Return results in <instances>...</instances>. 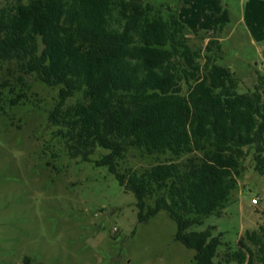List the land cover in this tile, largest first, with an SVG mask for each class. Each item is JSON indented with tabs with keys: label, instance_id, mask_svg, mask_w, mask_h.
<instances>
[{
	"label": "trees",
	"instance_id": "1",
	"mask_svg": "<svg viewBox=\"0 0 264 264\" xmlns=\"http://www.w3.org/2000/svg\"><path fill=\"white\" fill-rule=\"evenodd\" d=\"M228 20L226 9L214 16L216 34L195 48L175 11L142 0H14L0 8V59L60 86L48 121L69 157L106 149L96 165L134 194L140 221L160 210L175 221L174 239L195 250L191 264H264V223L234 248L214 225L194 229L223 213L246 155L264 179V76L238 91L234 72L217 63ZM185 63L199 73L183 92ZM129 148L164 160L121 172Z\"/></svg>",
	"mask_w": 264,
	"mask_h": 264
},
{
	"label": "rangeland",
	"instance_id": "2",
	"mask_svg": "<svg viewBox=\"0 0 264 264\" xmlns=\"http://www.w3.org/2000/svg\"><path fill=\"white\" fill-rule=\"evenodd\" d=\"M13 1L0 0V8ZM142 2L175 11L195 48L216 34L213 17L226 9L217 63L234 72L238 91L252 89L264 76V0ZM198 73L195 64L185 63L183 92ZM59 87L25 73L15 60L0 59V264H191L195 250L174 239L175 221L164 210L140 221L134 194L106 166L96 165L106 149L97 147L88 160L69 157L48 121ZM81 98L77 93L66 104ZM163 160L129 148L117 168L144 169ZM240 166L223 213L194 227L214 225V233L221 232L233 248L245 231L264 223L263 176L251 154Z\"/></svg>",
	"mask_w": 264,
	"mask_h": 264
},
{
	"label": "built area",
	"instance_id": "3",
	"mask_svg": "<svg viewBox=\"0 0 264 264\" xmlns=\"http://www.w3.org/2000/svg\"><path fill=\"white\" fill-rule=\"evenodd\" d=\"M257 200H258V198H252V199H251L252 203H256Z\"/></svg>",
	"mask_w": 264,
	"mask_h": 264
}]
</instances>
